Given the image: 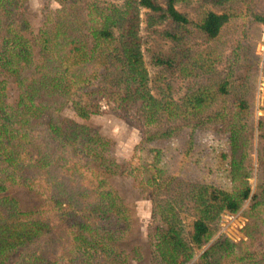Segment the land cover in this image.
Returning a JSON list of instances; mask_svg holds the SVG:
<instances>
[{
    "label": "trees",
    "instance_id": "trees-1",
    "mask_svg": "<svg viewBox=\"0 0 264 264\" xmlns=\"http://www.w3.org/2000/svg\"><path fill=\"white\" fill-rule=\"evenodd\" d=\"M23 1L0 0V74H12L17 89L14 103L5 101L7 82L0 78V264L120 263L123 255L113 243L123 236L119 223L128 224L129 215L107 180L121 166L106 155L107 141L96 128L60 114L68 104L87 119L101 99L150 128L143 133L147 141L186 131L185 155L196 130L220 124L226 132L224 146L215 151L224 182L167 173L160 147L140 170L153 186L152 216L160 226L151 235L153 264H185L197 248L202 252L196 264H264V127L261 121L257 125L253 184L248 180L251 110L232 82L242 42L234 45L225 73H215L204 61L180 65L189 57L184 47L154 53L156 66H179L184 75L206 73L207 82L189 85L177 97L170 85L151 91L141 51L140 7L154 13L152 21H173L182 36L197 32L206 40L219 35L228 13L204 9L194 21L178 10L177 0L165 5L56 0L27 36ZM13 183L38 190L42 203L21 209L7 193ZM245 202L246 239L236 243L218 236L204 245L216 233L221 214L236 212ZM185 214L190 215L188 230Z\"/></svg>",
    "mask_w": 264,
    "mask_h": 264
},
{
    "label": "rangeland",
    "instance_id": "rangeland-1",
    "mask_svg": "<svg viewBox=\"0 0 264 264\" xmlns=\"http://www.w3.org/2000/svg\"><path fill=\"white\" fill-rule=\"evenodd\" d=\"M157 1L162 5L166 3V0ZM56 5V0H24L22 12L29 23L25 34L31 36V33H35L44 13ZM175 6L194 21L199 19L204 9L226 12L229 20L222 26L219 35L211 40L190 31L184 37L173 21L167 18L152 21L149 16L154 13L146 7H140L141 51L148 68L151 91L157 94V91L170 85L177 97L187 86L207 82L204 72L198 75H184L180 72L179 66L171 69L154 65L152 63L154 53L167 52L173 47L174 49L184 47L189 57L180 65L204 61L211 63L215 73H225L234 45L242 42L244 52L233 66L232 82L238 91L245 94L251 110L252 146L249 161L252 174L248 176V180L254 184L258 177L257 125L261 121L264 127V20L260 21L255 17H264V0H177ZM169 32L174 36L169 35ZM176 34L181 38L178 39ZM1 73L0 78L7 82L8 95L5 101L14 103L17 91L14 76L5 71ZM114 107V104H106L101 99L99 110L91 113L87 119L77 117L68 104L62 106L60 114L96 128L107 141L106 155L114 158L121 166L122 171L119 169L110 172L107 180L109 186L121 197L129 215L128 224L119 223L123 236L113 243L116 250L123 255V258L117 261L121 264H153L151 235L160 226L152 216L156 202L153 186L145 180V175L140 170L150 164L152 154L160 147V163L165 166L167 173H176L178 177L191 180L224 182L217 171L215 151L219 146H224L226 132L224 126L220 124L196 130L193 134L194 145L190 153L185 155L188 137L186 131L180 135L147 141L143 139V133L145 129L150 128L138 124L132 115L130 117L119 115L118 109L113 110ZM7 193L18 201L19 207L23 210L35 209L42 203V196L38 190L22 184H9ZM245 206L246 202L236 212L222 213L217 222L216 233L204 245L218 236H226L236 243L246 239L244 225L247 217L243 214ZM189 219V214L183 216L187 230ZM201 252L202 249L197 248L185 264H196Z\"/></svg>",
    "mask_w": 264,
    "mask_h": 264
}]
</instances>
